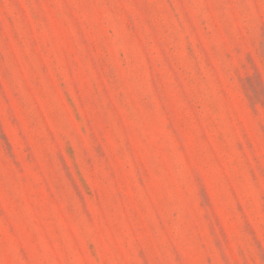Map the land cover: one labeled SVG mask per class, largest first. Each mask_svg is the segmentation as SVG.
Instances as JSON below:
<instances>
[{"label": "rangeland", "instance_id": "obj_1", "mask_svg": "<svg viewBox=\"0 0 264 264\" xmlns=\"http://www.w3.org/2000/svg\"><path fill=\"white\" fill-rule=\"evenodd\" d=\"M0 264H264V0H0Z\"/></svg>", "mask_w": 264, "mask_h": 264}]
</instances>
